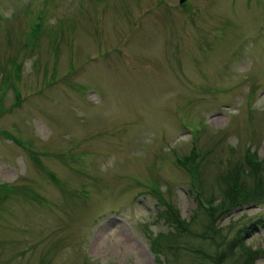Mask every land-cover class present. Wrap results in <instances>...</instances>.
Instances as JSON below:
<instances>
[{
  "label": "rangeland",
  "instance_id": "1",
  "mask_svg": "<svg viewBox=\"0 0 264 264\" xmlns=\"http://www.w3.org/2000/svg\"><path fill=\"white\" fill-rule=\"evenodd\" d=\"M219 253L264 264V0H0V264Z\"/></svg>",
  "mask_w": 264,
  "mask_h": 264
},
{
  "label": "trees",
  "instance_id": "2",
  "mask_svg": "<svg viewBox=\"0 0 264 264\" xmlns=\"http://www.w3.org/2000/svg\"><path fill=\"white\" fill-rule=\"evenodd\" d=\"M193 153L195 154L194 151ZM193 153L191 154V156L185 157L182 163H184L185 161L189 162V160H191L194 157ZM260 164L261 161L253 162L252 164H250L251 169L249 174H252L256 178L254 179V184H252V186H246L245 183L241 180L240 178L241 171L239 167L234 171H232L231 173H228L226 176L222 177L224 182L226 183L225 191L227 192L226 197L228 198V203L226 204L225 202H222L221 204H218V207L210 203L211 204L210 208L202 204L206 209L210 211L209 212L210 216H212L213 219L217 217L218 211L219 212H221V210L229 211L235 206H241L250 201L261 199L262 197L261 195L263 192V183L260 180V178L257 177V173H256ZM173 216L176 217L175 215ZM176 219L177 221H179L178 224H180L181 220H179L178 218ZM255 253H256L255 251H252L250 253L251 255L248 256L249 257L248 260H250V262H252L253 260L252 258H254ZM220 259H221V253L217 254L214 257V261H215L214 264H220L221 261Z\"/></svg>",
  "mask_w": 264,
  "mask_h": 264
},
{
  "label": "bare ground",
  "instance_id": "3",
  "mask_svg": "<svg viewBox=\"0 0 264 264\" xmlns=\"http://www.w3.org/2000/svg\"><path fill=\"white\" fill-rule=\"evenodd\" d=\"M181 1H184V0H181Z\"/></svg>",
  "mask_w": 264,
  "mask_h": 264
}]
</instances>
